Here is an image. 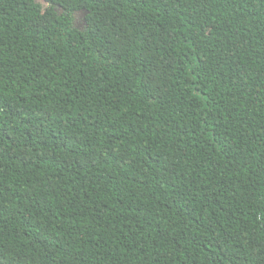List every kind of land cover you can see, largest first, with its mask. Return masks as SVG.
Listing matches in <instances>:
<instances>
[{"label":"trees","instance_id":"16d2710c","mask_svg":"<svg viewBox=\"0 0 264 264\" xmlns=\"http://www.w3.org/2000/svg\"><path fill=\"white\" fill-rule=\"evenodd\" d=\"M44 1L0 0V264H264V0Z\"/></svg>","mask_w":264,"mask_h":264},{"label":"rangeland","instance_id":"374dc122","mask_svg":"<svg viewBox=\"0 0 264 264\" xmlns=\"http://www.w3.org/2000/svg\"><path fill=\"white\" fill-rule=\"evenodd\" d=\"M36 3L40 4L41 6H46L44 0H35ZM82 14H75L74 15V19H75V26L78 27V28H81L82 27Z\"/></svg>","mask_w":264,"mask_h":264},{"label":"water","instance_id":"95a60500","mask_svg":"<svg viewBox=\"0 0 264 264\" xmlns=\"http://www.w3.org/2000/svg\"><path fill=\"white\" fill-rule=\"evenodd\" d=\"M35 1V0H34ZM43 1V0H42ZM45 2V1H44ZM45 4H46V2H45ZM87 12L86 11H83V12H76V13H74V14H82V16H84L85 14H86Z\"/></svg>","mask_w":264,"mask_h":264}]
</instances>
